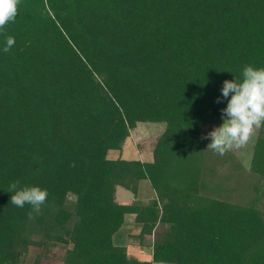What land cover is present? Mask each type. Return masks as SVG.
<instances>
[{"label":"trees","instance_id":"16d2710c","mask_svg":"<svg viewBox=\"0 0 264 264\" xmlns=\"http://www.w3.org/2000/svg\"><path fill=\"white\" fill-rule=\"evenodd\" d=\"M248 64L264 67V0H20L0 29V264L30 248L31 264H264L260 203L203 191L201 137ZM140 123L164 125L152 161L109 159ZM248 168L264 182V128ZM14 181L47 189L39 213L12 204ZM128 216L153 239L149 261L114 244Z\"/></svg>","mask_w":264,"mask_h":264},{"label":"rangeland","instance_id":"374dc122","mask_svg":"<svg viewBox=\"0 0 264 264\" xmlns=\"http://www.w3.org/2000/svg\"><path fill=\"white\" fill-rule=\"evenodd\" d=\"M163 130L164 125L161 123H140L131 131L129 138L123 146V150L109 151L107 157L109 159L121 158L125 160L151 162L153 148ZM258 131L246 148L233 149L222 156L212 151L213 155L210 154L211 156H207L203 164L205 167L203 170L205 190L203 191L210 196L217 195L216 197L218 198L232 202H240L247 206H256L260 203V211L264 217V182L258 176L249 173L248 168L252 147L258 135ZM235 159L240 162V166L236 169L238 173L235 174L236 181L224 177L231 172L230 167H233L231 165V160ZM247 172L249 173L248 177L253 178V183L248 182ZM152 198H154V194L150 190L147 181H141L138 199L142 202H146L150 201ZM116 200L120 204H129L134 200V197L124 189L117 188ZM165 228V225L159 224L154 234L162 233ZM137 233L138 228L135 227L131 217L128 216L121 230L114 236V244L126 247L128 255L137 260L149 261L151 259V243L153 239L152 237H147L140 242L135 238ZM57 251L58 249H55V252ZM36 252L35 249L30 248L24 264H31ZM49 264H60V262L55 258L51 259Z\"/></svg>","mask_w":264,"mask_h":264},{"label":"clouds","instance_id":"9594fccd","mask_svg":"<svg viewBox=\"0 0 264 264\" xmlns=\"http://www.w3.org/2000/svg\"><path fill=\"white\" fill-rule=\"evenodd\" d=\"M19 3L20 0H0V29L9 22H14ZM14 44L13 37H6L3 51L9 52ZM224 99L227 104L221 109L223 122L201 137L210 140L207 149L221 156L233 149L246 148L257 131L264 128V67L245 65L242 80L238 82L234 78L223 81L221 97H217L215 102L221 103ZM19 183H10L12 204L20 208L28 204L31 205L32 212L39 213L48 197L47 189L39 186L19 187ZM32 212L28 213L30 218Z\"/></svg>","mask_w":264,"mask_h":264},{"label":"crops","instance_id":"0c3cea01","mask_svg":"<svg viewBox=\"0 0 264 264\" xmlns=\"http://www.w3.org/2000/svg\"><path fill=\"white\" fill-rule=\"evenodd\" d=\"M161 135V134H160Z\"/></svg>","mask_w":264,"mask_h":264}]
</instances>
